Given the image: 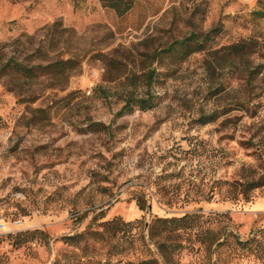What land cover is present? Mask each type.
<instances>
[{
  "label": "rangeland",
  "instance_id": "1",
  "mask_svg": "<svg viewBox=\"0 0 264 264\" xmlns=\"http://www.w3.org/2000/svg\"><path fill=\"white\" fill-rule=\"evenodd\" d=\"M133 2L119 15L101 0H0L5 59L79 63L22 89L0 78V264L161 261L160 241L183 246L168 264H264V187L243 196L264 177V49L225 50L264 46V0ZM210 32L184 62L154 57ZM148 95L153 109L120 114ZM184 215L191 229L158 223L151 238L157 219Z\"/></svg>",
  "mask_w": 264,
  "mask_h": 264
},
{
  "label": "trees",
  "instance_id": "2",
  "mask_svg": "<svg viewBox=\"0 0 264 264\" xmlns=\"http://www.w3.org/2000/svg\"><path fill=\"white\" fill-rule=\"evenodd\" d=\"M102 3L113 10H115L119 15H125L128 13L133 7V0H101ZM213 32V30H212ZM207 33L205 36L200 37L197 34H192L190 37H186L182 40H175L171 43L167 48L161 50L160 52H154V57H162L163 55L168 57H181V61H186L189 57L196 53H203L206 52L207 49V42L210 40L211 33ZM264 46H260L259 43L254 42H242L239 44L232 45L230 47L225 48L228 52V59L230 60H238L244 59L251 54H256L259 50H263ZM39 52V51H38ZM212 53V51H211ZM213 55H216L217 52L213 51ZM79 63L74 59H61L58 61H49L46 65H29L23 62H20L14 58L5 59L2 55V51L0 50V78L4 77H13L17 82L15 87H20L21 89L24 88L23 83L29 85V83H34L35 81L41 79H64L66 80L69 75L78 69ZM257 68L251 69L248 71V80H252L255 78L256 75L261 74V71ZM156 71L153 70L150 73V79H153ZM150 80V81H151ZM19 85V86H18ZM8 86V85H7ZM9 91H15L14 89L10 88L9 84ZM37 99V98H36ZM34 97V100H36ZM134 107H137L139 110L148 111L155 107L154 96L148 95L146 98H134L129 97L127 98L126 104L122 108L121 113H131ZM217 117L215 114L208 117V120L204 121L202 124L207 125L216 121ZM98 126V125H97ZM264 187V177H262L258 181L249 182L247 186H245L243 196L246 197L250 192L263 188ZM139 190L134 191L137 199V204L142 211H146L150 213L152 210V198L147 190L144 188H138ZM105 212H100L97 214L93 221H96L102 217H104ZM190 215H184L181 218H160L149 225V234L151 238L156 236L157 224L160 223L163 227L164 231H167L166 235L174 233L178 230H189L191 226L188 225L192 220ZM257 236V234H255ZM255 238V237H254ZM68 240H73L74 237L66 238ZM183 248L182 244H166L164 241H160L157 244V250L161 256V261L158 259H152L147 261H142L139 264H168L166 261V257L164 254L171 253L177 249Z\"/></svg>",
  "mask_w": 264,
  "mask_h": 264
},
{
  "label": "built area",
  "instance_id": "3",
  "mask_svg": "<svg viewBox=\"0 0 264 264\" xmlns=\"http://www.w3.org/2000/svg\"><path fill=\"white\" fill-rule=\"evenodd\" d=\"M91 93V91L89 92V94Z\"/></svg>",
  "mask_w": 264,
  "mask_h": 264
}]
</instances>
